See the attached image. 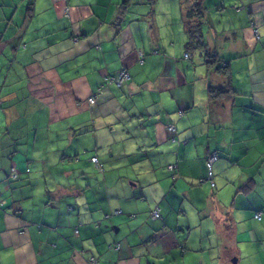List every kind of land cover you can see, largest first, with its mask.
<instances>
[{
  "label": "crops",
  "instance_id": "crops-1",
  "mask_svg": "<svg viewBox=\"0 0 264 264\" xmlns=\"http://www.w3.org/2000/svg\"><path fill=\"white\" fill-rule=\"evenodd\" d=\"M198 1L226 75L195 0H0V264H264V0Z\"/></svg>",
  "mask_w": 264,
  "mask_h": 264
},
{
  "label": "trees",
  "instance_id": "trees-1",
  "mask_svg": "<svg viewBox=\"0 0 264 264\" xmlns=\"http://www.w3.org/2000/svg\"><path fill=\"white\" fill-rule=\"evenodd\" d=\"M151 2L154 0H150ZM184 26L187 33L186 48L188 51L200 50L204 56V61L207 66L211 65L221 73L227 74V64L219 63L220 60L217 57L216 52L211 50L206 43L202 33L203 22V7L198 0H195L189 6L184 5ZM188 54V53H187ZM217 63H219L217 65ZM229 84L227 86H213L211 84L207 87V94L209 101H214L227 95L230 91ZM103 168V166H102Z\"/></svg>",
  "mask_w": 264,
  "mask_h": 264
},
{
  "label": "built area",
  "instance_id": "built-area-1",
  "mask_svg": "<svg viewBox=\"0 0 264 264\" xmlns=\"http://www.w3.org/2000/svg\"><path fill=\"white\" fill-rule=\"evenodd\" d=\"M140 55H142V54H140ZM184 56H185L186 58H188V54H187V53H185ZM129 77H130L129 72L127 71V69L124 68V69H122L117 75L106 77V80H107L108 82L115 83L117 86H120V85H121L122 83H124ZM88 101H89L90 104L95 103V96L90 97V98L88 99ZM178 113H179L180 115L182 114L181 111H179ZM168 130L171 131V132L174 131V126H173V125H170V126L168 127ZM216 160H217V155H216L215 153H212V154L209 156V158H208L207 165H208V170H209V174H208L209 177H211L210 170H211L212 163H213L214 161H216ZM91 161H92V163L95 164V166H96L100 171L103 170L102 165H101V163L99 162V160H98V158H97L96 156L91 157ZM169 168H173V166H169ZM211 185H212V186L214 185V182H213L212 180H211ZM150 216H151V218H153V219H159V218H160V208H159V206H156L154 209L151 210V212H150ZM255 217H256L257 219H260V217H261V212H257V213H255ZM88 264H96V261L92 258V259L89 261Z\"/></svg>",
  "mask_w": 264,
  "mask_h": 264
},
{
  "label": "rangeland",
  "instance_id": "rangeland-1",
  "mask_svg": "<svg viewBox=\"0 0 264 264\" xmlns=\"http://www.w3.org/2000/svg\"><path fill=\"white\" fill-rule=\"evenodd\" d=\"M188 52L191 53L192 51H188ZM193 52H194V50H193ZM193 52H192V53H193Z\"/></svg>",
  "mask_w": 264,
  "mask_h": 264
}]
</instances>
